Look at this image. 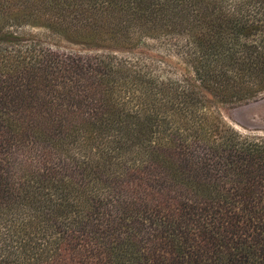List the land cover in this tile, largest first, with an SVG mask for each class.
I'll list each match as a JSON object with an SVG mask.
<instances>
[{"label": "trees", "instance_id": "16d2710c", "mask_svg": "<svg viewBox=\"0 0 264 264\" xmlns=\"http://www.w3.org/2000/svg\"><path fill=\"white\" fill-rule=\"evenodd\" d=\"M5 20L126 50L184 35L221 103L264 90V0H0ZM4 29L0 264H264V138L153 63Z\"/></svg>", "mask_w": 264, "mask_h": 264}, {"label": "rangeland", "instance_id": "374dc122", "mask_svg": "<svg viewBox=\"0 0 264 264\" xmlns=\"http://www.w3.org/2000/svg\"><path fill=\"white\" fill-rule=\"evenodd\" d=\"M3 1L6 2V0ZM2 26L5 28L4 31L14 35L18 34L19 37L27 40L28 43H37L60 54H107L131 61L140 60L144 64L153 63L157 67L155 72L164 81H175L180 86L196 84L200 95H204L211 102V110L216 109L223 121L237 133L244 136L264 138V90L240 101L234 100L230 103H221L195 81V73L188 59L190 51L193 50V45L188 43L189 39L184 35L160 36L155 40L147 36L142 39L144 42L141 46L126 50L114 47L105 48L100 46L99 41L95 45H89L68 40L59 32L49 30L40 25L17 27L13 20H9L7 23L5 20L1 22L0 27ZM8 46L12 47L11 45ZM172 86L178 87L176 84ZM204 112H198L197 114H203ZM189 117L191 118V116ZM186 120L188 119L186 118Z\"/></svg>", "mask_w": 264, "mask_h": 264}]
</instances>
